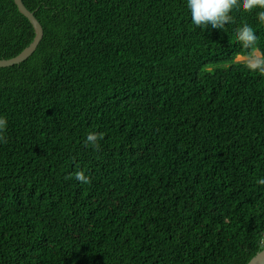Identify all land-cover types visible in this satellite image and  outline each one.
Returning a JSON list of instances; mask_svg holds the SVG:
<instances>
[{"label":"trees","instance_id":"trees-1","mask_svg":"<svg viewBox=\"0 0 264 264\" xmlns=\"http://www.w3.org/2000/svg\"><path fill=\"white\" fill-rule=\"evenodd\" d=\"M0 68V264H247L264 249V75L186 0H21ZM0 0V60L34 38ZM103 133L100 150L85 146ZM83 170L90 183L75 179Z\"/></svg>","mask_w":264,"mask_h":264},{"label":"clouds","instance_id":"clouds-1","mask_svg":"<svg viewBox=\"0 0 264 264\" xmlns=\"http://www.w3.org/2000/svg\"><path fill=\"white\" fill-rule=\"evenodd\" d=\"M186 6L190 11L191 23L196 27H208L223 29L225 25L233 23V10L239 9L245 13H252L254 9L260 25H264V0H186ZM235 37L245 50L246 62L244 66L253 73L264 75V51L258 45V37L254 28L244 23L236 28ZM7 118L0 116V142H5ZM103 133L89 132L86 136L85 146H91L95 151L100 150V141ZM75 179L82 183H90V177L83 170L75 173ZM264 185V178L256 181ZM264 245V240L259 242Z\"/></svg>","mask_w":264,"mask_h":264},{"label":"water","instance_id":"water-1","mask_svg":"<svg viewBox=\"0 0 264 264\" xmlns=\"http://www.w3.org/2000/svg\"><path fill=\"white\" fill-rule=\"evenodd\" d=\"M18 11L30 22L34 29V38L31 44L26 47L19 55L8 60H0V68L10 67L13 65L20 64L27 60L36 50L39 45L42 36L43 29L37 19L34 17V12H30L23 5L21 0H13ZM247 264H264V249L258 252Z\"/></svg>","mask_w":264,"mask_h":264},{"label":"rangeland","instance_id":"rangeland-1","mask_svg":"<svg viewBox=\"0 0 264 264\" xmlns=\"http://www.w3.org/2000/svg\"><path fill=\"white\" fill-rule=\"evenodd\" d=\"M237 61H239V62H246V58L245 57H238L237 59H236Z\"/></svg>","mask_w":264,"mask_h":264}]
</instances>
